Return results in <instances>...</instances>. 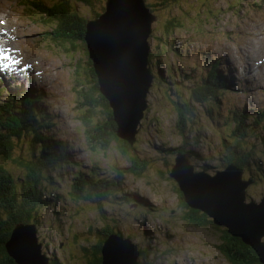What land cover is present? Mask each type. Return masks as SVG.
I'll use <instances>...</instances> for the list:
<instances>
[{
  "label": "rangeland",
  "instance_id": "374dc122",
  "mask_svg": "<svg viewBox=\"0 0 264 264\" xmlns=\"http://www.w3.org/2000/svg\"><path fill=\"white\" fill-rule=\"evenodd\" d=\"M31 1H24L29 10ZM42 1L49 5L54 0ZM21 2L0 0V51L3 58L13 56L19 65L33 66L35 71L31 76L24 68L30 79L23 77L15 85L0 72V109L23 119L25 114L15 105L17 100H24L21 94L40 99L55 125L51 133L66 145L71 159L70 166L46 169L43 178H47L40 180L42 184L17 192L18 199L25 202L33 198L35 189L39 192L41 188L49 197V205L38 208L36 222H29L36 224L41 243L32 254L38 250L49 264H94L92 247L99 244V230L108 227L106 240H117L111 236L128 240L129 246L139 251L138 264H231L219 249L223 242L219 228L193 225L185 218L188 209L180 202L182 194L170 172L177 154L183 153L177 147L188 148L194 172L209 174L230 164L223 160L227 152H242L247 158L243 179H253L246 190L247 200L259 202L264 197V129L257 121L264 113V0H170L166 6H155L153 0H146L157 16L148 39L149 59L156 66L138 131L133 136L126 134L130 140H124L130 145L126 152L117 141L109 144L106 151L100 146L104 137L84 127L83 119L92 124L104 119V108L90 99L86 105L96 106L97 114H91L90 119L83 117L87 106L78 92L91 85L85 43L77 42V47L68 50L46 40L49 18L44 23L39 14L28 16ZM90 2L84 5L71 1L70 6L89 20L105 5L100 0ZM215 61H219V92L214 103L193 102L190 90L202 86ZM171 67L173 73L167 75ZM158 70L162 77H157ZM176 102H189L190 117L181 118L178 107L182 104ZM261 117L264 125V114ZM236 118L243 119L246 125V134L238 127V149L231 143L235 141ZM251 123L259 125L249 128ZM31 139L26 134L16 151L19 145L24 150L31 148ZM135 161L141 166L140 174L130 172ZM253 162L261 163L259 170L248 167ZM5 164L19 188V178L25 177V170L17 161L7 160ZM204 165L206 168H202ZM79 169H85L87 174L95 172L99 178L115 177L122 171L119 194L113 197H127L126 201H104L100 210L96 203L71 197L72 176ZM52 173L60 181H50ZM205 220L211 223L209 217Z\"/></svg>",
  "mask_w": 264,
  "mask_h": 264
},
{
  "label": "trees",
  "instance_id": "16d2710c",
  "mask_svg": "<svg viewBox=\"0 0 264 264\" xmlns=\"http://www.w3.org/2000/svg\"><path fill=\"white\" fill-rule=\"evenodd\" d=\"M24 1L25 0H22L20 4L24 5L26 10L25 14H28V16L39 14L41 15L40 19L44 23L47 22L45 18H49L47 20L51 22V25L49 28L50 31L48 30L44 33L46 38L49 37L46 40H50L58 45L64 46L68 48V50L69 48L77 47V42L81 41L85 43L84 48L86 49L84 36L88 19L79 16L73 7L70 6V2L75 1L81 2L84 5H90V0H54L53 3L49 5L44 3L42 0H33L31 1L32 6L30 10L27 9V5ZM100 1L106 4L107 0ZM176 1L178 0H173V2ZM153 2L155 6H166L170 3V0H153ZM150 7L151 10H153V7ZM102 9V11H105V5ZM102 11L94 12V16L97 17L100 13H102ZM174 20L175 19H173L172 22H174ZM49 44L50 42H48V45ZM86 53L88 57L87 49ZM87 60L89 66L88 82H90L91 85L90 87L88 84L84 86V88L78 92V97L79 99L84 97V105H86L88 103V99H90L93 102H97L99 106H102L104 111L101 113H104V119L102 122H95L94 124L91 123V120L83 119L84 116H89L90 119L92 117L91 114H97V108H91L93 110L91 111L92 113H88L90 106L86 105V114L84 113L81 118L83 119L84 127L87 128V131H97L99 135L104 137V140L100 142V146H102V148L106 151L109 149V144L111 145L113 141H117L120 143L122 151L126 152L127 149L130 150V145L124 140L116 137L117 124L115 122L113 112L106 99L99 92L97 77L94 73L92 62L89 57ZM153 66L156 65L153 64ZM158 72L159 75L157 77H162L163 75L159 70ZM166 72L167 75L170 73L172 74L173 68L171 67L170 69H167ZM217 76H219V61H215L211 64L208 76L204 79L202 86L196 87L194 90H190V93L194 95L193 102H199L201 105H205L208 101L210 103H214V97H216L219 92L216 89L219 84ZM23 96L24 100H17L15 103V105L19 106L25 114L23 119L15 113L0 109V119L3 121L2 122L0 120V179L3 180L0 184V264H16L14 259L7 254L5 247V242L9 240L14 226L19 223H29L30 221L36 222L38 208H45L49 205V197L42 192L41 188L39 189V192L38 189H35L36 194L33 195L32 199L28 198L26 202L18 199L17 192H22L24 188L30 190L36 183L40 184V180H46L47 177L43 178L44 171L46 169L56 168L55 170H57L65 165H71V159L68 155V151L66 150V145L59 141L57 134L51 133L55 125L52 122V119H50L47 115L48 113L46 108L41 106L40 99L21 94V97ZM93 96L95 97V100L92 99ZM176 104H182L178 107L180 116L183 120L187 119V116H189L188 114L192 112V106L189 105V102H176ZM10 107L12 108L13 106L11 105ZM260 115L257 119V121L260 122V125L259 123H251L249 128L252 126L255 128L259 125L261 129H264V125H261L260 119H262V117L260 118ZM183 120H180V122L183 123ZM243 122V119L236 118V130L234 131L235 141L231 142L233 143L232 146L235 147V149L239 148V138L241 137L238 127H241V130L246 134V125ZM183 129L184 124L182 125V130ZM253 130L254 129L250 131ZM48 133H51V135H48ZM26 134L28 137H32L30 140L31 148L26 147L24 150V148L19 145L17 146L19 151H16V145L22 143ZM102 148L100 147V149ZM177 148H181L183 152H187L188 149L185 146ZM24 154H28V156H25ZM188 154L190 153L188 152ZM7 160L17 161V163L25 170V177L19 178V180H21L19 188L17 187L15 176L11 174L6 167L5 162ZM223 160L226 164L233 162L240 168L245 169V171L247 169V158L242 152H238L237 154L227 152ZM259 165H261V163L253 162L248 165V167L250 169L253 167L254 170H259ZM205 166L206 165L202 168H206ZM140 168V164L135 161L133 162V167H131L130 172L140 174ZM74 174L75 175L72 178V186L69 192L71 197L76 196L85 201L96 203L98 209L100 210H102L104 201L119 199L114 198L113 194H119V187H121L120 185L124 175L122 171L119 170L115 177L105 175V177L101 178L97 177V173L95 172L87 174L85 169H79L74 172ZM54 178L55 181H60L59 177L56 176L55 173L50 174V181H53ZM125 199H127V197L119 200ZM180 200L183 207L188 209L187 214L185 215L186 219L189 221L191 220L190 222L193 223L201 221L206 223V215L198 210L189 209L184 203L182 196L180 197ZM210 225L216 229L219 228V230L223 233V242L219 245V249L223 255L227 257L231 264H261L254 250L250 246L243 243L240 238L229 235L225 228L213 225L212 220ZM109 230L110 229L108 227L101 231L99 230V244L92 247V255H94L95 258H99V261L101 259V247L109 235Z\"/></svg>",
  "mask_w": 264,
  "mask_h": 264
},
{
  "label": "water",
  "instance_id": "95a60500",
  "mask_svg": "<svg viewBox=\"0 0 264 264\" xmlns=\"http://www.w3.org/2000/svg\"><path fill=\"white\" fill-rule=\"evenodd\" d=\"M156 18L146 0H107L105 11L86 23L84 40L99 92L113 112L116 135L127 142L126 134L133 136L138 131L154 80L148 68V39ZM194 168L187 152L177 154L170 177L179 185L184 203L240 238L264 264V197L256 202L247 200L246 194L253 179H243L245 169L233 162L216 174L194 172ZM111 237L117 240H106L99 263L138 264L139 251L129 246L128 240ZM40 244L35 224L19 223L5 247L16 264H49L38 250L32 254Z\"/></svg>",
  "mask_w": 264,
  "mask_h": 264
},
{
  "label": "bare ground",
  "instance_id": "6f19581e",
  "mask_svg": "<svg viewBox=\"0 0 264 264\" xmlns=\"http://www.w3.org/2000/svg\"><path fill=\"white\" fill-rule=\"evenodd\" d=\"M24 7V6H23ZM49 25V24H48ZM7 27V26H6ZM50 31V30H49ZM51 39V38H50ZM176 40V39H175ZM214 46V45H212ZM3 48V47H1ZM215 52V51H214ZM222 52V51H221ZM221 54V53H219ZM184 56V55H183ZM259 56V55H258ZM256 59V58H255ZM261 59V58H260ZM264 59V58H263ZM8 59L3 58L2 56V51H0V72H3V76L5 79H7L12 85H15L19 80H23V77H27L26 79H30V77L32 76V72L35 71V68L33 66L30 67H25V66H21L19 65L18 60H16V58H14L13 56H10V59L8 61H5ZM71 60V59H70ZM149 60L148 62V68L150 70V72L153 74V62ZM153 63V64H151ZM254 63V62H253ZM248 64V63H247ZM259 65V64H258ZM4 68V70L2 68ZM187 67V66H186ZM246 67V66H245ZM24 68H27L28 71H30V75L28 74V71H25ZM235 68V67H234ZM247 68V67H246ZM252 68V67H251ZM264 69V68H263ZM190 70V69H189ZM240 70V69H239ZM197 71V70H196ZM245 71V70H244ZM251 71V70H250ZM262 71V70H261ZM264 71V70H263ZM238 73V72H237ZM257 75V74H256ZM199 76V75H198ZM256 77V76H255ZM261 77V76H260ZM258 80V79H257ZM263 81V80H262ZM258 87V86H257ZM261 97V96H260ZM75 174H73L72 177H74ZM212 224L215 226L216 225L213 221ZM220 228H224L221 226H218ZM226 229V228H225ZM172 230V229H171ZM132 244V243H131ZM139 262V261H138Z\"/></svg>",
  "mask_w": 264,
  "mask_h": 264
},
{
  "label": "flooded vegetation",
  "instance_id": "af4514ba",
  "mask_svg": "<svg viewBox=\"0 0 264 264\" xmlns=\"http://www.w3.org/2000/svg\"><path fill=\"white\" fill-rule=\"evenodd\" d=\"M205 215V214H204ZM186 217V216H185ZM191 221V220H190ZM189 221V222H190ZM191 224H193V225H209L210 224V222L208 223V224H206V223H204L203 221H201V222H195V223H193V222H190ZM94 264H100L99 263V258H95L94 260Z\"/></svg>",
  "mask_w": 264,
  "mask_h": 264
}]
</instances>
